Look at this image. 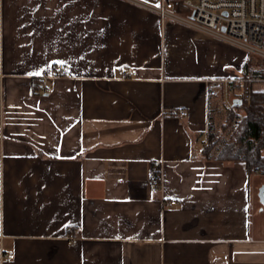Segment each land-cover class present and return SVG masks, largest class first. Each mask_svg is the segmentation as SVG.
I'll return each instance as SVG.
<instances>
[{
	"label": "crops",
	"instance_id": "obj_1",
	"mask_svg": "<svg viewBox=\"0 0 264 264\" xmlns=\"http://www.w3.org/2000/svg\"><path fill=\"white\" fill-rule=\"evenodd\" d=\"M251 55L132 0H0V264H264V172L229 130L205 153L238 93L208 79Z\"/></svg>",
	"mask_w": 264,
	"mask_h": 264
},
{
	"label": "built area",
	"instance_id": "obj_2",
	"mask_svg": "<svg viewBox=\"0 0 264 264\" xmlns=\"http://www.w3.org/2000/svg\"><path fill=\"white\" fill-rule=\"evenodd\" d=\"M150 10L157 12L161 22L179 23L197 30L205 35L234 44L246 52L264 59V0H132ZM128 73L136 75L137 71L128 68ZM71 76V70L64 64H55L49 70L44 69L38 75L41 79L36 83V90L50 91L51 87L45 81L47 77ZM251 78L243 73L229 71L208 79L210 94L218 93L223 88L227 94L231 88L241 98L246 90V83ZM248 90L247 95H250ZM234 103L231 102L232 106ZM187 114L188 110H180ZM245 111L234 108L232 124L239 126L245 119ZM207 141V139H206ZM154 171L150 177V185L159 188L163 183L162 160L155 159ZM256 171L259 172L258 169ZM177 200H164L165 204L177 203ZM13 252H3L2 257L10 260Z\"/></svg>",
	"mask_w": 264,
	"mask_h": 264
},
{
	"label": "trees",
	"instance_id": "obj_3",
	"mask_svg": "<svg viewBox=\"0 0 264 264\" xmlns=\"http://www.w3.org/2000/svg\"><path fill=\"white\" fill-rule=\"evenodd\" d=\"M248 60L244 65V76H262L263 72L251 73L247 68ZM249 82L241 95L242 102L237 100L228 110V115L222 127L211 131L205 144V153L209 154L221 141L227 130L231 131L230 145L235 149L234 157L247 161L250 171L258 169L264 172V90H251L248 96ZM234 108L245 111V119L239 126L232 124ZM238 153V154H237Z\"/></svg>",
	"mask_w": 264,
	"mask_h": 264
},
{
	"label": "rangeland",
	"instance_id": "obj_4",
	"mask_svg": "<svg viewBox=\"0 0 264 264\" xmlns=\"http://www.w3.org/2000/svg\"><path fill=\"white\" fill-rule=\"evenodd\" d=\"M247 68L251 73L254 72H263L264 74V59L251 55L250 59L248 60ZM248 77V76H247ZM251 80L249 81V89L251 90H257V89H262L264 90V75L262 76H249ZM238 94V93H237ZM242 95V93H241ZM261 172V171H259Z\"/></svg>",
	"mask_w": 264,
	"mask_h": 264
},
{
	"label": "water",
	"instance_id": "obj_5",
	"mask_svg": "<svg viewBox=\"0 0 264 264\" xmlns=\"http://www.w3.org/2000/svg\"><path fill=\"white\" fill-rule=\"evenodd\" d=\"M237 100H239V102L241 103L242 102V99L240 97H236L234 102H236ZM260 198L262 200V202L264 203V184L260 187Z\"/></svg>",
	"mask_w": 264,
	"mask_h": 264
},
{
	"label": "snow or ice",
	"instance_id": "obj_6",
	"mask_svg": "<svg viewBox=\"0 0 264 264\" xmlns=\"http://www.w3.org/2000/svg\"><path fill=\"white\" fill-rule=\"evenodd\" d=\"M60 63H63V62H60Z\"/></svg>",
	"mask_w": 264,
	"mask_h": 264
}]
</instances>
